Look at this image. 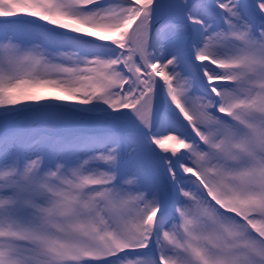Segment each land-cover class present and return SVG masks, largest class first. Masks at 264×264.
<instances>
[{
    "label": "snow or ice",
    "instance_id": "obj_1",
    "mask_svg": "<svg viewBox=\"0 0 264 264\" xmlns=\"http://www.w3.org/2000/svg\"><path fill=\"white\" fill-rule=\"evenodd\" d=\"M0 264H264V0H0Z\"/></svg>",
    "mask_w": 264,
    "mask_h": 264
}]
</instances>
